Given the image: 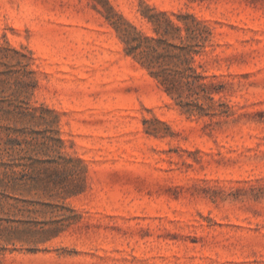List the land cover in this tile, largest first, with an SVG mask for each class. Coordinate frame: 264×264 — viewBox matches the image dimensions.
<instances>
[{"label": "rangeland", "instance_id": "374dc122", "mask_svg": "<svg viewBox=\"0 0 264 264\" xmlns=\"http://www.w3.org/2000/svg\"><path fill=\"white\" fill-rule=\"evenodd\" d=\"M146 6L212 30L225 115L124 53ZM0 264H264V0H0Z\"/></svg>", "mask_w": 264, "mask_h": 264}, {"label": "trees", "instance_id": "16d2710c", "mask_svg": "<svg viewBox=\"0 0 264 264\" xmlns=\"http://www.w3.org/2000/svg\"><path fill=\"white\" fill-rule=\"evenodd\" d=\"M141 13L152 25L153 34L137 30L120 16L125 29H115L124 53L157 82L181 113L199 118L225 115L227 104L214 97L223 92L221 81L205 74L197 61L205 54L212 30L194 14L181 10L167 13L146 6ZM57 141L63 145L60 138Z\"/></svg>", "mask_w": 264, "mask_h": 264}]
</instances>
